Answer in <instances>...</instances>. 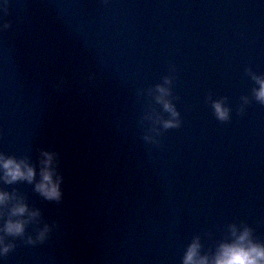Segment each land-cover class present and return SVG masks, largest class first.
<instances>
[{
  "label": "water",
  "instance_id": "1",
  "mask_svg": "<svg viewBox=\"0 0 264 264\" xmlns=\"http://www.w3.org/2000/svg\"><path fill=\"white\" fill-rule=\"evenodd\" d=\"M255 77L264 0H0V152L36 168L0 180L13 196L0 228L27 221L0 233V264H184L195 239L214 256L233 225L264 244ZM44 151L59 200L36 190ZM17 200L39 215L11 216Z\"/></svg>",
  "mask_w": 264,
  "mask_h": 264
},
{
  "label": "clouds",
  "instance_id": "2",
  "mask_svg": "<svg viewBox=\"0 0 264 264\" xmlns=\"http://www.w3.org/2000/svg\"><path fill=\"white\" fill-rule=\"evenodd\" d=\"M259 88L256 91V97L264 102V77H255ZM170 83L166 80L165 84L157 85L159 95L157 100L163 103L166 111L171 113L172 119L165 120V127H172L178 124L175 119L179 116L175 106L167 99L170 90L165 85ZM214 108L220 119H226L229 110L224 106L222 101L214 102ZM40 181L36 184V190L44 195L47 199L59 200L61 198V181L62 177L58 176L54 167L55 153L44 151L42 153ZM36 177V168L27 159H17L14 156H7L0 152V180L5 183H14L19 180L32 182ZM13 199L8 191L0 188V207L7 205ZM29 214L34 218L39 215L38 211L29 212L28 205L22 200H17L11 209V216L24 217ZM27 221L25 219L9 218L0 228V233L10 235H21L25 231ZM48 231L47 226L40 232V238L43 239ZM232 235L234 239L231 242L221 243L214 256L201 255V244L199 238L195 239L189 246L185 257L184 264H264V244L257 243L251 238V230L248 228L240 231L235 225L232 226ZM11 248L10 244L5 243L4 235L0 234V254H5Z\"/></svg>",
  "mask_w": 264,
  "mask_h": 264
}]
</instances>
